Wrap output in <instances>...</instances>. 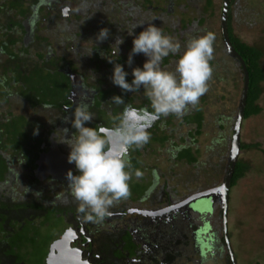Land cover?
I'll use <instances>...</instances> for the list:
<instances>
[{
  "label": "flooded vegetation",
  "instance_id": "1",
  "mask_svg": "<svg viewBox=\"0 0 264 264\" xmlns=\"http://www.w3.org/2000/svg\"><path fill=\"white\" fill-rule=\"evenodd\" d=\"M25 1V5L31 7L33 13L25 21V28L22 30L18 27L13 33V36L17 37L16 42L11 45L13 52L8 48L5 50L0 47V80L4 79L0 81V88L3 89L0 96V120L3 117H24L25 121L29 122L25 129L26 134L40 140L41 145L35 160L30 155L34 160L31 167L26 165L24 154L18 155L12 146L2 153L9 166L4 173V179H0V264H47L53 244L67 233L73 234L72 240L67 239L70 247L79 252L86 264H186L187 262L204 264L206 257L202 253L201 245L205 246L206 237L202 235L210 221L206 218L204 224H198L201 220L198 215L212 213L213 209L211 205H207L205 199H192L219 185L191 193L181 200H175L181 197L178 188L170 189L166 186L160 190L156 188L157 165H148L152 166L149 182L142 174L145 166L144 151L149 148L155 151L153 142L166 146L176 138L175 130L179 126L188 127L192 137L202 134L205 115L201 104L191 108L181 118L175 115L157 118L143 88L129 92V96L134 99L125 106L140 110V122L147 126L150 141L142 148L133 146L128 150L130 161L128 171L131 173L129 185L132 196L122 201L136 204L128 206L126 203L125 206L122 202L120 210H115L112 206L109 210L111 215L100 224L85 221L83 215L77 211L79 202L71 194L66 175L69 170L77 175L79 172L74 163L68 162L70 147L59 141L65 139V128L69 129V137L76 131L70 122L65 121V118L73 117L76 108L81 105H88L89 111L94 114L93 121L86 126L114 127L117 123L115 117H118L124 109V107L120 108L115 116L113 108L120 105L111 102L112 95H105L108 90L109 92L116 90L119 93L122 91L111 79L115 63L123 65L128 73L127 77H133V68H143L147 60L144 54H138L133 57V64L128 65L135 36H138L145 27L153 24L165 35L172 36L175 41L180 42V52L165 57L161 64L162 69L174 71L188 40L203 35L201 27L205 17L202 13L213 7L214 0ZM240 1L224 0L221 5L224 45L226 41L223 35V23L226 30L230 22L233 28L234 8L240 4ZM10 16L24 23L23 18L17 13L8 14L4 18L8 19ZM39 17L49 21L43 32L39 26ZM134 27V34L129 35L128 32ZM102 29H108L110 35L108 39L100 42L96 38ZM19 30H22L21 34H17ZM204 31L208 32L206 29ZM117 37L124 39L119 49L114 45ZM5 44L9 43L6 41ZM225 47L227 55L236 60L241 67L240 61L229 54L227 45ZM109 59L114 62H109ZM32 64H39L44 75L57 74V79L67 85V94L65 99L60 101L59 106L52 103L31 106L29 101L22 97L20 90L25 84L21 77L25 73L29 74ZM241 70L243 73V66ZM11 91L17 97H12ZM21 107L22 110L24 107L32 111L30 113L33 119H28L24 113L13 111ZM198 107L203 112L200 125L195 120H186V117L194 113ZM177 120H179L178 126L175 124ZM105 121L109 125H106L108 123H104ZM37 128L38 134H34ZM156 137L159 139L155 140ZM180 139L187 141L182 135ZM119 148V144H113L114 150L119 151ZM182 150H185V156L179 157V152ZM169 153V160L173 165L198 167L203 162L201 149L194 148L192 143L175 144L174 148H169ZM188 154L196 158V161L191 163ZM28 171L31 174L26 179L30 182L23 185L22 181ZM137 172L140 173L139 176L136 175ZM144 177L146 182L142 184ZM48 181L58 182L56 188L47 184ZM63 184L68 193L61 196V191L58 192V189H61ZM16 185L19 191H16ZM46 199L57 200L46 201ZM214 199H222V197L215 195ZM50 213L51 216L48 218ZM110 220H115L118 224L112 225L111 230L108 229ZM58 221H62L63 225L57 231L61 232L63 229V232L58 233L59 236L54 235L57 231L51 234L53 239L50 243L47 242V252H43V244L38 251H35L31 247V242L35 240L38 243L39 228L42 226L44 229L51 222L58 224ZM130 221L132 226L129 227ZM29 236L35 239H30L31 244L27 246L23 243ZM49 236H44L43 242H46ZM22 252L26 254L25 260L19 254ZM55 252L60 255V249ZM193 253L194 256L191 255ZM198 255L199 257L196 258ZM230 259L232 261L231 256ZM75 262L79 261L75 260Z\"/></svg>",
  "mask_w": 264,
  "mask_h": 264
},
{
  "label": "rangeland",
  "instance_id": "2",
  "mask_svg": "<svg viewBox=\"0 0 264 264\" xmlns=\"http://www.w3.org/2000/svg\"><path fill=\"white\" fill-rule=\"evenodd\" d=\"M223 1L214 0L213 7H209L207 11L202 13L205 17L202 24L203 28L201 27L203 35L206 34L204 31L206 29L216 36L213 61L217 63L213 64L211 61L214 70L213 78L209 82L207 93L199 101L205 115V126L202 134L192 137L188 127L179 126L175 130L176 138H173L166 146H162L159 142H153V148L156 150L149 148L144 151L143 162L145 166L142 174L147 177V182L150 181L149 173L150 167H152L148 165H157L158 183L156 188L158 190L165 186L170 189L178 188L181 197L175 200H181L191 193L220 185L227 173L244 78L239 63L236 60H231L224 53L226 45H224L222 38L220 10ZM40 17L39 26L43 32V28L49 25V21ZM7 20V18L1 17L0 24H5ZM232 23L235 35L241 40L250 44H259L264 48V0H241L240 4L234 8ZM21 31L19 30L17 34H21ZM223 58L224 62L221 60ZM2 91L1 87L0 96ZM10 94L12 97H17L13 91ZM258 104L262 108L261 112L242 123L241 140L243 143L258 144L259 146L249 148L240 154V157L249 164L250 169L230 191L226 221L227 231H225L223 199L215 200L218 203L214 202L212 213L198 215L201 218L198 224H204L206 218L207 221H210L207 229L204 230V234H201L206 237L205 246L201 245L202 253L206 257L204 264H233L230 261L229 248L236 256L237 264H264V91L258 100ZM13 111L24 113L28 119H33L30 113L32 111L29 109L23 107L22 110L21 107V109L15 108ZM178 121L175 122L177 126ZM181 135L187 141L184 139V142L180 139ZM191 143L194 148L201 149L202 165L198 167L173 165L169 160V148H174L175 144L190 145ZM30 174V171L25 174L22 181L23 185L30 182L26 179ZM143 180L142 184L146 182L145 177ZM57 183L56 181L47 182L53 188H56ZM19 190L16 185V191ZM60 191L61 196L68 193L64 184L61 189H58V192ZM49 200L57 199H46V201ZM122 202L126 206L127 202L120 201L113 205V209L120 210ZM135 204L133 202L127 203L128 206ZM208 217H210L209 220ZM62 225L63 222L58 221V224L48 223L44 229L41 226L39 228L40 236L37 237L39 243L36 247L41 248L43 237L56 232ZM112 225L118 224L115 220H110L108 229L111 230ZM128 226H132L131 221L128 222ZM62 232L63 229L61 232L58 230L54 235L59 236ZM223 238H225L224 241ZM216 247L217 249H215ZM19 254L23 260L26 259L25 252ZM191 255L194 256V253ZM198 257L199 255L196 258ZM186 264L190 263L187 262Z\"/></svg>",
  "mask_w": 264,
  "mask_h": 264
},
{
  "label": "clouds",
  "instance_id": "3",
  "mask_svg": "<svg viewBox=\"0 0 264 264\" xmlns=\"http://www.w3.org/2000/svg\"><path fill=\"white\" fill-rule=\"evenodd\" d=\"M134 30L135 27L128 34L133 35ZM109 35L108 29H102L96 39L103 42ZM215 40L212 32L189 39L175 70L168 71L162 69V61L170 54H178L181 44L150 24L135 36L128 58L131 66L135 55L144 54L147 60L143 68H133L134 79L129 83L123 65L115 63L112 82L125 93L143 88L157 118L169 115L181 118L199 104L209 89L214 71L211 61L214 59ZM123 43L124 39L117 37L114 45L119 49ZM109 62L114 61L109 59ZM111 102L116 105L125 103L119 95L113 96ZM93 119L94 114L88 105L78 106L73 117L65 118L76 131L69 137V129L65 128V139L59 142L70 147L68 162L74 163L79 172L77 175L69 170L66 175L71 194L79 202L77 211L85 221L100 224L111 215L109 210L114 204L131 195L128 150L133 146L142 148L146 145L150 141V133L140 122V110L130 106H125L123 112L115 117L117 123L112 128L86 126ZM34 134H38V128ZM114 143L119 144V151L113 149Z\"/></svg>",
  "mask_w": 264,
  "mask_h": 264
},
{
  "label": "trees",
  "instance_id": "4",
  "mask_svg": "<svg viewBox=\"0 0 264 264\" xmlns=\"http://www.w3.org/2000/svg\"><path fill=\"white\" fill-rule=\"evenodd\" d=\"M25 0H0V16L5 17L11 13H17V15L21 16L24 20H15L13 17H8V20L5 24H0V47L2 46L5 50L8 48L11 52H13L11 45L16 42L17 37H14L13 33L16 32L17 28H21L22 30L25 28V21L30 18L33 10L31 7H27L25 5ZM231 18V17H230ZM227 33L228 36L234 45L235 49L239 52V54L243 57L246 66L249 70L250 74V85L247 97V103L244 110V120L243 123L256 114H259L262 110L261 106L258 104V100L263 94L264 87V48L259 44H250L241 40L238 36L234 34L231 22L227 25ZM6 41L9 43L6 45ZM13 46V45H12ZM224 53L227 55L226 51ZM231 60L232 57L227 55ZM224 62V58L221 59ZM212 63L215 64L216 61L212 60ZM238 63V62H237ZM217 64V63H216ZM241 64V63H240ZM242 67V65H241ZM57 74H43V69L39 64H32L31 70L29 74L25 73L22 75V81L25 85L21 87L22 97L27 99L31 106L35 105H46V103H52L56 106L60 105V101L65 99L67 94L66 84L65 82L57 79ZM129 83L134 79V77H126ZM4 79L1 78L0 81ZM7 83L9 81H6ZM65 89H61L64 88ZM106 96H122L124 98V105H120L113 108V113L117 116L120 108L125 107L126 103H130L134 97L129 96V92L125 93L123 90L121 93L116 90H112L109 92L106 91ZM203 112L198 107L196 111L186 117L187 121H193L200 125L202 123ZM18 123V124H17ZM97 123V122H96ZM108 123V122H104ZM29 125V122L25 121L24 117L19 116L17 118L14 117H3L0 120V179H4V173L8 169L7 159L3 156V152H6L12 146V148L16 149V153L18 155L24 154L25 163L28 167H31L34 164V160L38 155L39 147L41 145V141L37 140L35 137H29L25 131L26 126ZM105 125V124H104ZM106 125H109L106 124ZM98 128L97 125L93 126ZM159 138L156 137L155 140ZM37 142V143H36ZM259 146L258 144H245L242 141L241 144V152L246 151L249 148H255ZM179 157L185 156V150L179 152ZM33 156L34 160L31 158ZM190 157V154H188ZM191 163L196 161V158L190 157ZM249 164L241 157H239L238 163L236 165V169L231 182V189L238 183V181L244 177L249 171ZM230 189V191H231ZM50 215H48V218ZM28 239L24 241L25 245L33 247L35 251H38L35 240L30 243V239H35V237L31 238V236L27 237ZM52 235L49 236V239L46 242H43V252L48 251V243L52 240ZM225 238H223L224 241ZM226 241V240H225ZM48 242V243H47ZM223 248V247H220ZM230 257V255H229ZM231 261V259H230ZM261 264V263H255Z\"/></svg>",
  "mask_w": 264,
  "mask_h": 264
},
{
  "label": "water",
  "instance_id": "5",
  "mask_svg": "<svg viewBox=\"0 0 264 264\" xmlns=\"http://www.w3.org/2000/svg\"><path fill=\"white\" fill-rule=\"evenodd\" d=\"M223 35L226 41L229 54L240 61V63L243 66V73H244V86H243V90H242V94H241L240 102L238 106L235 134H234V138L232 142V150H231L230 157H229L227 173L225 174V180L223 181V183L215 188L209 189L205 193L196 195L192 200L205 199L207 201V205H211V209H213V205L215 202V199H214L215 195H221L223 199V203H224L225 231H227L226 221H227L229 193H230L232 178H233L236 165L238 163V160L241 154V144H242L241 129H242V123L244 120V110H245L246 103H247V97H248V91H249V85H250V74H249V70L246 66V63L243 57L235 49L234 45L229 39L225 23H223ZM68 238L72 240L73 234L67 233L63 238L59 239L53 244L52 251L49 257L47 258V264H86L83 261L82 256H80L79 252L76 249H72L70 247V244L67 241ZM58 249H60V255H58L55 252ZM229 249H230L233 264H237V261H236L235 255L233 254L232 249L231 248ZM75 260H78L79 262L76 263Z\"/></svg>",
  "mask_w": 264,
  "mask_h": 264
}]
</instances>
